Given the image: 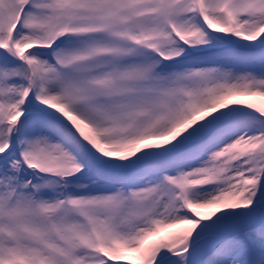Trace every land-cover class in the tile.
Listing matches in <instances>:
<instances>
[{
	"label": "snow or ice",
	"instance_id": "6c2138e0",
	"mask_svg": "<svg viewBox=\"0 0 264 264\" xmlns=\"http://www.w3.org/2000/svg\"><path fill=\"white\" fill-rule=\"evenodd\" d=\"M242 97L264 0H0V264H264Z\"/></svg>",
	"mask_w": 264,
	"mask_h": 264
},
{
	"label": "trees",
	"instance_id": "16d2710c",
	"mask_svg": "<svg viewBox=\"0 0 264 264\" xmlns=\"http://www.w3.org/2000/svg\"><path fill=\"white\" fill-rule=\"evenodd\" d=\"M243 99H250L253 100L254 102H256L258 104V106H264V98L261 97H243ZM179 228L177 229H171L168 231H178Z\"/></svg>",
	"mask_w": 264,
	"mask_h": 264
},
{
	"label": "rangeland",
	"instance_id": "374dc122",
	"mask_svg": "<svg viewBox=\"0 0 264 264\" xmlns=\"http://www.w3.org/2000/svg\"><path fill=\"white\" fill-rule=\"evenodd\" d=\"M243 98V97H242ZM201 211H204V210H201Z\"/></svg>",
	"mask_w": 264,
	"mask_h": 264
}]
</instances>
